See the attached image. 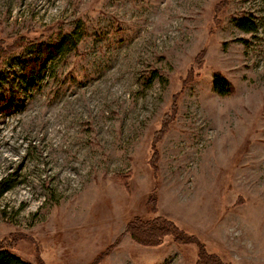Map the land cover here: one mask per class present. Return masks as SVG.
<instances>
[{
	"label": "rangeland",
	"instance_id": "rangeland-1",
	"mask_svg": "<svg viewBox=\"0 0 264 264\" xmlns=\"http://www.w3.org/2000/svg\"><path fill=\"white\" fill-rule=\"evenodd\" d=\"M68 34L22 83L34 41ZM0 41V99L13 80L25 91L0 119V247L30 264H195V243L125 232L155 215L226 262L264 264V0H0Z\"/></svg>",
	"mask_w": 264,
	"mask_h": 264
},
{
	"label": "trees",
	"instance_id": "trees-1",
	"mask_svg": "<svg viewBox=\"0 0 264 264\" xmlns=\"http://www.w3.org/2000/svg\"><path fill=\"white\" fill-rule=\"evenodd\" d=\"M238 26L241 27L246 32H256L257 24L253 20L248 18L237 19ZM33 41H30V45ZM32 44V53L28 57L22 60L21 64V76L20 79L22 83L32 84L36 77L42 76L47 70V63L59 57L66 47L73 43L76 45V39L73 40V36L66 35L57 44H49L43 41H34ZM7 56L5 50L0 41V59ZM214 90L222 95L229 94L233 86L222 74L216 73L214 77ZM25 91L20 84H16L13 80L9 88L8 98L0 99V119H5L6 116L12 114L16 108L17 104L20 103L24 96ZM174 115L167 113L164 116L162 128L156 132L154 135V142H159L164 133L169 129V124ZM157 155L152 153L150 158L151 171L153 174L154 186L147 198L148 208L151 213L157 211V187H158V164ZM116 180L124 182L126 187L129 186L130 177H126V174L120 173L115 176ZM130 179V180H129ZM9 187L5 186L2 188L1 192L7 190ZM125 232L129 233L131 238L138 244L143 246H157L160 245L166 236H171L176 242L179 243H195L198 247V257L195 264H232L225 261L224 257L214 256L206 250L205 244L201 241L199 242L197 237L192 234H188L183 229H181L177 224L165 217H158L151 215L148 217L134 216L131 218L126 226ZM110 247L106 248L105 252L102 253L100 258L106 256L109 253ZM0 264H30L24 261L20 256L13 253L10 249L5 247H0Z\"/></svg>",
	"mask_w": 264,
	"mask_h": 264
}]
</instances>
